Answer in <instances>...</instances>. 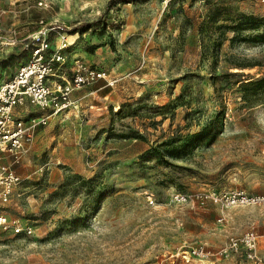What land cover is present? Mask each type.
<instances>
[{
    "label": "rangeland",
    "instance_id": "374dc122",
    "mask_svg": "<svg viewBox=\"0 0 264 264\" xmlns=\"http://www.w3.org/2000/svg\"><path fill=\"white\" fill-rule=\"evenodd\" d=\"M242 15L264 18V0H0L1 78L40 20L65 26L70 75L105 73L61 108L17 107L45 123L0 150L21 179L0 214L23 228L0 230V264H255L242 247L179 254L248 230L264 264V202L222 199L264 195V90L246 83L264 77V43L233 29Z\"/></svg>",
    "mask_w": 264,
    "mask_h": 264
},
{
    "label": "built area",
    "instance_id": "2783aa9c",
    "mask_svg": "<svg viewBox=\"0 0 264 264\" xmlns=\"http://www.w3.org/2000/svg\"><path fill=\"white\" fill-rule=\"evenodd\" d=\"M42 5V2L38 3ZM45 21L40 20L41 28L28 37L27 49L29 58L23 63L15 74L6 80L0 81V150L16 156L23 147L29 131L36 125L44 124V118H34L26 122L17 115V107L29 102L40 109H58L68 103L70 94L79 87L90 84L98 79L105 78L101 69L76 61L71 69V75L65 79L60 71L65 63L63 51L70 47L65 26L54 24L46 27ZM50 32L55 34L54 46L51 45ZM21 179L10 166L0 164V202L8 201L13 189ZM206 198L217 200V196L209 193ZM175 201L185 200L184 195H173ZM201 199L202 195H193ZM225 203L246 204L251 202H264V195L248 197L244 194L227 195L222 198ZM0 230H12L15 233L23 230L18 225L9 223L4 214H0ZM244 249L248 261L261 264L257 252V235L248 230L239 236H230L226 243L215 253L204 245H195L181 251L180 256L185 263L193 258L208 259L211 256L226 258Z\"/></svg>",
    "mask_w": 264,
    "mask_h": 264
},
{
    "label": "trees",
    "instance_id": "16d2710c",
    "mask_svg": "<svg viewBox=\"0 0 264 264\" xmlns=\"http://www.w3.org/2000/svg\"><path fill=\"white\" fill-rule=\"evenodd\" d=\"M109 5L110 1L106 8H108ZM84 26H89V24H85ZM232 26L235 31H241L246 29L258 31V33L254 35L253 38L261 43H264V18H258L252 15H242L238 19V21ZM246 83L254 85L258 89L264 90V77L258 78L254 81H247Z\"/></svg>",
    "mask_w": 264,
    "mask_h": 264
},
{
    "label": "crops",
    "instance_id": "0c3cea01",
    "mask_svg": "<svg viewBox=\"0 0 264 264\" xmlns=\"http://www.w3.org/2000/svg\"><path fill=\"white\" fill-rule=\"evenodd\" d=\"M41 28V25H39V27H38V29L37 30H35V31H33V32H31V33H29L26 37H24V38H28L31 34H33V33H36L39 29ZM53 34H51L50 36H52ZM24 49H26L27 50V56L26 57H28L29 58V50L27 49V45L25 46V48ZM12 55H14V54H12ZM9 58H11V56H9ZM74 58V55H72V54H68L67 55V60L68 61H70V60H72ZM4 60L5 59H3L2 61H0V62H2V63H4ZM27 60L24 58L20 63H18L17 65H16V63H14V61L12 60V59H9V65H14V68L16 69V71L18 70V68L23 64V63H25ZM6 66H8V65H6ZM6 66H4L2 69H0V81H2V80H5V78H1V76H4L5 75V73H7V68L8 67H6ZM69 66V65H68ZM10 68V67H9ZM66 68H69V67H65V66H62V68H61V71H60V74H61V76L63 77V78H65V79H67V78H69L70 77V71H69V69H66ZM16 73V72H15ZM15 73H11L10 75H8V77L6 78V79H8V78H10L13 74H15Z\"/></svg>",
    "mask_w": 264,
    "mask_h": 264
}]
</instances>
